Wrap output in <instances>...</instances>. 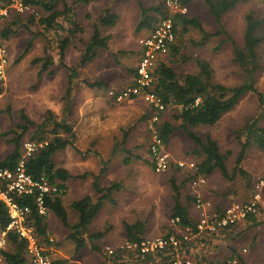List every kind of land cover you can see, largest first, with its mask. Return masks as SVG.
Here are the masks:
<instances>
[{
    "label": "rangeland",
    "instance_id": "374dc122",
    "mask_svg": "<svg viewBox=\"0 0 264 264\" xmlns=\"http://www.w3.org/2000/svg\"><path fill=\"white\" fill-rule=\"evenodd\" d=\"M20 0H16L19 2ZM147 4H156L158 0H140ZM70 3L71 0H66ZM123 4L128 7L129 4L133 8L131 0H121ZM131 2V3H130ZM150 2V3H149ZM260 0H250L248 2L240 1L233 10L229 11L225 17V29L226 35L215 38L214 40H208L202 46L197 45L199 40L197 38V31L190 33L188 36L179 34L176 46L179 48L177 54L169 49L162 57V60L166 61L168 65L173 67L180 77L187 74H197L200 72L198 67V61L207 62L209 70L212 73L213 83H220L226 86L232 87L240 85L245 80V72L243 68L235 61L234 57V45L243 46L244 32L246 28V16L252 13L253 17L257 20H262L264 17V9L261 7ZM63 3L60 2V7ZM15 8V7H13ZM39 15L38 17L40 16ZM81 14V13H80ZM134 17V12L131 13ZM61 21V20H60ZM63 29H56L57 35L55 36V30L45 32L44 28L37 23L31 24L30 29L34 33L45 32L46 36L38 35L35 37L29 31L25 29H18V31L12 35L8 40L2 39L3 44L6 47L9 67H7L6 77L2 81V93L0 94V160L4 159L13 149L10 143L11 138L15 134H22L21 128L27 126L22 141L25 144L32 143L31 137L36 131V126L27 125L22 118V114L29 118L36 124L45 122L49 117L53 116L55 122H63L68 119L70 113L69 108L61 109L62 104L54 99V82L52 79L38 76L40 69L39 65H34L32 62L37 58L45 56L44 48L49 46V54L54 58L59 52V44H55V40H62L66 36V31L69 28L67 24H63ZM5 28V19H0V33ZM59 30V31H58ZM121 30L125 32L124 26ZM122 31L120 34H122ZM90 32V30L88 31ZM82 35V34H78ZM260 37H264V23L258 31ZM46 40L49 44H47ZM32 43L31 48L22 55L27 49V45ZM121 43L123 41L121 40ZM138 44V43H137ZM136 43L129 42L127 44V50L129 47L136 50ZM79 48V47H78ZM129 54L135 52L129 51ZM22 56V57H21ZM20 60L16 63V60ZM78 53L73 54V58H77ZM261 67L256 73L255 87L257 92L264 93V57L262 58ZM120 67L117 62L115 63L111 57L107 54L102 55L97 62H91L88 66V70L93 73H83L82 77H93L96 79L105 74L110 75L111 70H117ZM76 70H80V65L74 67ZM63 70V69H62ZM85 70V69H84ZM87 71V69H86ZM106 71V73H103ZM128 71V70H127ZM79 74V73H78ZM86 74V75H85ZM123 74V72L121 73ZM60 83L64 85V70L63 75L59 76ZM122 78V76H120ZM92 82V80H91ZM59 84V85H61ZM78 84H85L84 81H78ZM61 85V86H62ZM63 88V87H62ZM97 94V95H96ZM93 101L96 103L97 108L94 116L93 126L101 128V118H103L106 125L109 127V136L101 139V135L96 140L91 141L87 137L86 131H89L91 127L86 124H78L76 134L78 133V140H74V144L77 148L75 150L73 146H68L65 150L59 151L54 156V162L58 166L64 165L72 170H76L79 167L94 168L96 170L95 175H98L99 169L105 167L107 170L100 184L105 189L118 184L119 189L113 190L110 193V198L114 199L115 203L110 201L105 203V208L102 210L100 217H96L93 223V229L97 231L105 230L107 234L106 240L103 242L105 246L104 252L99 255L104 257L110 262L112 255H109L108 250L121 249L122 246H126L127 231L126 225H135L137 223L143 224V233L141 238L144 240H154L157 238L167 237L168 234L175 233V226L172 223L173 220V190L170 183L172 175L180 174L176 178V184L180 188L181 202L185 207L195 206L196 199L205 197L208 193L215 194L216 210L223 208L225 205L230 204H249L254 201V195L260 193L259 208L257 212V218L254 223H248L245 227V222H239L237 227L226 230L232 231L231 235L227 232L219 231L216 236L221 240L219 243L216 241L206 240L203 242L205 247H209L208 253L204 252L201 248L202 241L196 234L195 239L190 238V232L184 236L181 244V248L178 250L180 257L186 256L192 261L193 264H213L217 262L225 261L228 258L230 252V246L228 245V239H233V244L236 246V251L247 264H264V151L259 150L256 146L250 147L245 154L244 159L240 164V168L248 176L243 177L237 175L233 181L226 180L220 172L214 175L213 187L206 186L205 195L201 193L199 195L195 192L199 190L201 192L203 188L200 186H194V184H187L185 181V171L187 167H184L180 172L175 173L167 171L164 173H157L153 167L148 163L150 162L149 152L145 148L146 139L144 136L145 128L150 135V126L152 119L149 117L144 119L138 118V114H141V110H138L133 105L127 104H115L111 100H108L106 94H101L100 91L94 92ZM174 109L169 108L165 111V114L171 118L174 113ZM73 117L80 116V110H74ZM86 113V112H85ZM85 115V114H84ZM78 116V117H79ZM108 117V118H107ZM73 120V119H72ZM53 121L46 124V127L39 133L38 136L45 135V140L52 139L50 132L53 130ZM253 121H257V124L264 127V104L260 103L258 93H248L237 106L225 114L222 119L214 126H201L193 129V132L199 136L202 140L207 137H211L215 140L223 154L228 156L227 166L229 172L232 173L236 166L238 159L241 142L244 137H238V133L248 124ZM73 122V121H72ZM96 123V125H94ZM99 123V124H98ZM179 123V122H178ZM176 121L173 124H178ZM12 132V133H11ZM94 130L93 134L99 133ZM125 133L128 137L123 136ZM10 134V135H9ZM93 135V136H94ZM61 136L68 137L61 131ZM69 138V137H68ZM70 139V138H69ZM76 141V142H75ZM151 136L147 139L148 146L151 144ZM169 146L165 149L171 155L172 159L181 162L179 160L193 161L195 166L202 161L203 153L194 154V150H201L184 132H176L170 140ZM37 143V142H36ZM150 143V144H149ZM43 144V143H42ZM147 147V145H146ZM127 149V150H126ZM95 152V154H91ZM117 153H120L117 157ZM115 154V157L112 155ZM108 160L107 164H100L101 160ZM185 163H187L185 161ZM193 164V163H187ZM176 171V170H175ZM184 175V177H182ZM93 178H89L91 181ZM263 184V186L261 185ZM201 187V188H200ZM107 193V192H106ZM81 195V193L79 194ZM96 198L98 195L92 193ZM70 196V195H69ZM67 197L65 201L70 203L73 199H76L75 195ZM190 198V199H189ZM193 198V199H192ZM67 207L70 209V204ZM70 211V210H69ZM216 212V211H214ZM72 213V211H70ZM72 219V216H70ZM48 222L49 231V243L44 239L39 240V245L45 250H49L48 247H52L51 257L55 259L65 257L67 263L76 257L74 246L69 241L67 235L62 228V223L53 213L48 212L46 216ZM258 223V224H257ZM53 231L57 235H53ZM138 233V230L134 231ZM68 233V231H67ZM173 235V234H172ZM175 235V234H174ZM215 235V234H214ZM207 236V235H205ZM185 237L187 239H185ZM4 238L0 232V241ZM125 239V240H124ZM183 241H186L183 244ZM188 242V243H187ZM219 244V245H218ZM203 246V245H202ZM2 248L10 249L7 242ZM187 248V249H186ZM219 249V254L215 255ZM125 251L123 258L127 261L130 260V264H145L140 262L137 256L131 254L134 250L121 249ZM172 251H175L173 249ZM156 252L154 255L157 256ZM214 255L215 257H213ZM176 257V255H174ZM1 257V256H0ZM157 258V257H156ZM2 260V259H1ZM94 257L92 255L85 254L82 264H94ZM120 261L113 262L111 264H119ZM2 264V263H0ZM76 264V263H75ZM128 264V263H127ZM152 264H164L161 263V259L152 262Z\"/></svg>",
    "mask_w": 264,
    "mask_h": 264
},
{
    "label": "trees",
    "instance_id": "16d2710c",
    "mask_svg": "<svg viewBox=\"0 0 264 264\" xmlns=\"http://www.w3.org/2000/svg\"><path fill=\"white\" fill-rule=\"evenodd\" d=\"M12 1L13 0H0V9L9 7ZM22 1L25 6H30L32 9H34V12H18L15 9L9 10V13L3 17L5 19V28L0 33V37L2 39L8 40L18 31V29H25L35 37L38 35L46 36L45 32L47 33L51 30L56 31V29H63L64 27L59 23V19L64 18L63 21H67L69 24H71L74 30H70L69 36L61 40L59 47L62 59L64 57V51L68 47L70 38L74 36V33H84V29L77 25L76 20H74L72 17L74 8L69 6L66 3V0ZM89 1L90 0H76L75 4L82 2L87 3ZM204 1L208 7L209 13L215 18V21L219 26V31L215 34L211 35L207 33L202 28L197 19H188L186 17L187 15L185 14H176L174 17V31L176 35L178 33L177 28L179 25H182V33L188 32L187 27H194L200 31L202 34V39L197 44L199 46H202L211 37H220L222 35H226L227 31L222 24V17L225 14H228L229 11L233 10V8L236 7L240 1L248 2L250 0ZM60 2L63 3V9L58 7ZM181 4L186 6L185 2L183 3L181 1ZM140 6L142 11V21L140 27L142 25H146L148 28L150 27L153 29L156 22H158L160 18L167 15V11L164 10L162 4L152 9H146L142 5ZM261 7L264 9L263 5H261ZM39 12L41 13L38 17ZM151 12H155L154 17H151ZM87 17L89 18L90 16L88 15ZM114 19L115 16L111 15L110 12L106 10L100 17V23L105 26H110L114 24ZM245 21L246 28L244 32L243 46L240 48L239 46L234 45L235 61L243 68L246 77L244 82L240 85L229 87L224 84L213 83L212 73L209 70L208 63L201 60L198 61V67L200 70L199 73L187 74L182 77H180L175 69L168 65L166 61L161 59L156 64L154 70V82L151 92L156 94V96L162 100L163 104L165 105V111L169 108L175 110L171 118L164 113L165 111L160 113V120L154 123V127L157 130L160 139L162 140L164 146H167L172 135L177 131H182L196 145H198V147L201 148V150H194V154L203 153L205 156L204 160L195 166L196 170L193 171L187 169L185 171V182L187 184H193L200 177H209L215 171H219L221 175L228 181H233L237 175L246 177L248 175L245 174V172L240 168V164L245 157L246 151L252 146H256L259 150L264 151V127L259 126L257 121L248 123L238 133V137H244V140L241 142V150L236 161V166L232 173H230L227 166L228 156L221 152L218 143L211 137H207L205 140H202L193 132V129L201 126L211 127L216 125L222 119V117L233 110L242 100V98L248 93H258L260 103L264 104V93L257 92L255 87L256 73L260 69V62L264 57V37H260L258 35V31L264 23V17L262 20H257L253 17L252 13H250L246 16ZM35 23L44 28V34L42 32L34 33L31 31L30 26L31 24ZM108 40L109 37H102L98 26L95 25L93 28V35L86 44V48L81 57L79 65L84 66L92 62L97 56L99 50H107ZM46 41L47 44H49L48 41L50 40ZM176 42L177 40L169 48L173 54H177L179 51V48L176 46ZM31 46L32 43L30 42L22 55L26 54ZM48 47L49 46H46L44 50L45 56L35 59L33 64H41L39 75L48 73V75L53 76L54 72L51 70V68L54 66V59L49 54ZM21 57L16 60V63ZM69 70L73 73H76L77 71L75 68H69ZM101 85V83H95L91 86L100 87ZM2 90V81H0V94L2 93ZM22 118L25 120L27 125H34L37 128L31 137V141L33 143L37 142V144L43 143L42 147L32 157H29L26 160V172L34 180L39 181L43 178L51 187L56 188V191L51 192L46 196L47 209L49 212L58 217L65 228L70 230L68 238L76 244V249L79 250L87 245L84 235L88 232L89 225L103 208L104 200H109L110 193L113 190L119 189L120 185L114 184L107 189L101 188L98 178L96 177V180L93 183V189L97 194L100 195L99 198L96 202H93L91 197L87 196L79 201L73 202L72 208L79 213V220L76 225H70L67 212L62 204V197L66 195L64 193L65 183L71 179H84L88 174L72 176L69 171L57 167L53 158L56 152L64 150L69 145L73 146L72 141L61 136V131H63L64 134L74 137L72 134V128L69 124H66V122L53 121V116L49 117L41 124L32 122L24 114H22ZM51 121H53L54 128L50 134L53 138L49 141H46L45 135L42 137L38 135L46 127V124L50 123ZM175 121L179 123L177 125L173 124ZM27 128V126H23L21 128L22 134L13 135L10 140L13 149L4 159L0 160V168L13 169L18 165L19 161L24 155V142L22 141V138ZM148 163H150V165L153 167L152 162L148 161ZM169 170L178 173L180 172L179 170H181V168H179L172 160ZM179 175H172L170 178V183L174 192L173 218L176 219L178 224L183 228H189L192 229L193 232H197V223L193 222L189 216L188 209L181 203L180 188L176 184V178ZM182 177H184V175H182ZM105 192L107 193L104 194ZM16 201L20 206H29L31 208L28 224L34 228L36 236L39 240L42 238L45 242L49 243L50 233L48 231L46 216H42L37 212L34 199L31 197H22L16 198ZM227 207L216 210V212L222 213ZM254 217L255 214H249L246 220L255 224L256 220ZM8 222L7 208L3 202L0 201L1 233L6 231ZM235 227H237V225L230 226L221 231L231 230ZM143 228V224L141 223H137L135 225H126L127 243L140 244L144 240L141 238ZM135 230H138V233H135ZM104 238L105 234L103 232L89 234L88 239L89 243H91V248L93 251L102 253V248L92 244V242L99 241ZM181 239H183V237ZM6 242L10 249H0L2 264H31L27 254V244L25 240L18 237V235L14 232H7ZM173 249L174 248H167L166 250L159 252L160 254L157 253V256L152 254L143 256L136 251L131 254L136 253L134 254V256H137L136 259H138L140 262H145V264H152V262L157 261V259H161V263L172 264L175 257L174 255L177 253L176 251H172ZM124 253L125 251H122L120 248L116 249L110 261H120L119 264H130V260L126 261L123 258ZM232 253V256H228L225 261L217 263L215 262L213 264H233V262H236L237 264H247L246 261L241 256H239V254H237L234 249H232ZM52 264H65V262L62 260H54L52 261Z\"/></svg>",
    "mask_w": 264,
    "mask_h": 264
},
{
    "label": "crops",
    "instance_id": "0c3cea01",
    "mask_svg": "<svg viewBox=\"0 0 264 264\" xmlns=\"http://www.w3.org/2000/svg\"><path fill=\"white\" fill-rule=\"evenodd\" d=\"M75 1L76 0H71L70 3H68V2H66V3L69 6L74 8L73 12H72L73 13L72 17L74 20H76L77 25H79L80 27H82L84 29L83 36L78 35L81 33H74V36L72 38H70V43H69L68 47L65 49L64 57L62 59H61L60 50L56 56L54 55V58H53L54 59V66L51 68V70L54 72L53 76L48 75V73H43V74L39 75V71L41 69H39V71H38V76L40 77L43 75L44 78L46 77L48 79H52V81L54 82V86H53L54 87V90H53L54 99L63 105V107L61 106L62 110L65 108H69L71 111L80 110V116L77 115V117H73V115H72L73 112L70 111V113L68 115L67 122L63 121V122H66V124H69L70 127L72 128V134L74 137H71V135H69L68 137L70 139L68 137H67V139H69L70 141L73 142V148L75 150H77V148L75 146L76 143L74 144V140H78V138L80 139V137H78V133L76 134V129L78 127L77 125L78 124H80V125L86 124L89 127L93 126L92 121H94V116L98 112V111L96 112L97 105L93 101L94 92L100 91L101 94H106L108 100H111L115 104H122V103L127 104V103H129L128 105L135 106L138 110L142 111L141 114H138V118H141L143 116L141 119L145 120L148 117L150 119H152L156 115V111L154 110V108L149 103H147L142 97H136V98L124 101L122 103H117L108 97V91L110 89H115V90L119 91V90H123L129 86L134 85V77H135L134 72L136 71V67L138 65V62H139V59H140V56L142 53V47L139 43V40L142 39L143 37L148 36L152 30V28H150V27L148 28L146 25L145 26L142 25L140 27L141 21H142V11H141L140 5H142L146 9H152L156 6L161 5L162 2H161V0H158V2L156 4L155 3L152 4L150 2H149L150 4H147V3H143L140 0H131V2L133 4L132 5L133 8H132L130 4L127 7L126 4H123L121 2V0H90L87 3L82 2V3H77V4H75ZM181 1L183 3L184 2L186 3L187 13L185 15H187L186 17L188 19H197L199 21V23L201 24L202 28L207 33H209L211 35L215 34L216 32L219 31V29H218L219 26L216 23L215 18L213 16H211V14L209 13L208 7L205 4L204 0H181ZM215 1H217V0H215ZM58 7L60 9L64 8V6L60 7V3H59ZM106 10H108L111 15L115 16L113 25L105 26V25H102L100 23V17H101V15H103V12ZM132 12L135 13L134 17L131 14ZM154 13L155 12L150 13L151 17H154V15H155ZM88 15L90 16L89 18L87 17ZM225 17H226V14L222 17V24L224 26H225V22H224ZM63 20H64V18L59 19V23L61 24V22H62L63 24H67V26L69 27L66 31V36H64V39H65L66 37L69 36V31L74 30V29H73V26L71 24H69L67 21H63ZM95 25L98 26L100 33H101V36L102 37H109V40L107 43L108 49L107 50H99L97 56L95 57V59L92 62L93 63L97 62V60L102 55L107 54L109 57H111V59L115 63L117 62V64L120 67H118L117 70L108 71V72H110L109 76H106L105 74H103V75H101V76H104L102 78L98 76L96 79H93V77H90V79H89L86 77L85 78L82 77L81 74L83 72V73H90L93 75V73L88 70V66H90L91 62L84 65V66H80L81 67L80 70H77L76 73L71 72L69 70V68L74 69V67L79 66L81 57H82V55L85 51V48H86V44L89 42V40L91 39V37L93 35V28ZM123 26L125 28V32H123L121 30V27H123ZM187 28H188V32L182 33L183 32L182 25L178 26V28H177L178 33L176 35V40H178L179 34H181L183 36H188V35H190V33H194V31H197V35H198L197 38L200 42V40L202 39V34L200 33V31L194 27H187ZM89 30H90V32H88ZM121 31H122V34H120ZM56 35H57V33L55 31V36ZM215 38H217V37H211V38H209V40H214ZM121 40L123 41V43H121ZM220 40H222L221 37H220ZM133 41L136 43V45H138V46H136V50L132 49L131 47H129V49L127 50V44L129 42H133ZM56 43H58L60 45L61 40H55V44ZM45 48H44V50H45ZM129 51H133L135 53L129 54L128 53ZM75 52L78 53V57L74 59L73 54ZM163 56L164 55L160 56L157 63L159 62V60L162 59ZM39 64H34V65H39ZM7 67H9V66H7ZM40 67H41V64H40ZM62 69L64 70V76H65L64 85L61 84L62 82L60 83V78H59L60 75H63ZM86 69H87V71H86ZM122 72H123V74H121ZM103 73H106V71H103ZM120 76H122V78H120ZM91 80H92V82H91ZM78 81H84L85 84H78ZM95 83H101L102 85L100 87H98V86L92 87L91 85L95 84ZM59 84H61L62 86ZM101 121H102L100 123L101 128H97V126H93L89 129V131H86V133L88 134L87 137L90 138L91 141L96 140L99 135H101V139H103L104 137L106 138V136L107 137L109 136V127L107 125H106V127H104V123H106V121H104L103 118H101ZM94 125H96V123ZM94 130H96V131L100 130V132L96 133L94 135L93 134ZM150 132H151V130H150ZM177 132H179V131H177ZM145 133L147 135L144 136V138L146 139V141H145L146 144H144V145H145V148H147V151L149 152V146L150 145L148 146L147 139L149 140L151 135H150L149 131L147 132V127L145 128ZM173 135H172V137H173ZM123 136L128 137V134L126 133V135H125V133H124ZM172 137H171V139H172ZM63 138H66V137L63 136ZM170 142H169V144H170ZM169 144H168V146H169ZM146 145H147V147H146ZM168 146H166V148ZM60 151H62V150H60ZM58 152H56V153H58ZM91 154H95V152H93ZM119 154L120 153L116 154L117 157L119 156ZM112 157H115V154H113ZM204 158H205V156L203 155L202 161L204 160ZM179 161H182V160H179ZM185 161L187 163L195 164L193 161H190L188 159L184 160V162ZM109 162H110L109 159L108 160L102 159L100 164H102V165L107 164V166H108ZM150 162H151V160H150ZM57 167L63 168L65 170L69 171V173L72 176H80L83 174H88L87 177L84 179H71L65 183L64 193L66 195H64V197H62V200H63L62 204H63V207L65 208V210L67 212L70 225L74 226L78 223L79 213L72 208V203L75 201H79V200H81L87 196H90L91 199L93 200V202H96L100 195L97 194L95 192V190L93 189V183L96 180L95 178L97 177L100 187L104 188L100 184V179H102V176H104V174L106 173L107 170L105 169V167H103V168L98 170L99 171L98 175H95L96 170H94V168H89L88 166H84V168L79 167L78 169H76L74 171L72 170L73 168H69V167H66L64 165H61V166L58 165ZM103 169H104V171H103ZM187 169L190 170L189 168H187ZM217 172H219V171H215L209 177H200V178H203L205 180V183L202 184V186H201L203 188V190L201 192H199V190L197 192H195L196 195H197V193L199 195H201V193L203 195H205L206 194L205 191L207 189H209L210 187H213L212 185H213V181H214V175L216 176ZM90 177L93 178L91 181H89ZM206 186H209V187L206 189L205 188ZM94 192L96 193V195H98L96 198H94L92 195V193H94ZM80 193H81V195H79ZM104 194H106V192ZM69 195L70 196L75 195L77 197H75L76 199H73L70 203H68V201H65V200L67 199V197ZM205 197L208 198L207 201H209L211 203L210 212L216 211V203H215V198H214L215 194L208 193L207 195H205ZM107 201H110V203H112V204L115 203L114 199H111V198L109 200H106V201L104 200L103 208L101 209V211L97 215L98 217H100L102 210H104L105 203ZM66 202L68 204H70V209L67 207ZM230 205H232V204H230ZM185 207L188 209L189 216L193 220V222L198 224V222L200 220V212L196 208V206L187 207L185 205ZM224 207H227V206L225 205ZM69 210L72 211V213H70ZM256 215H257V213L255 214V217H254L255 220L257 218ZM70 216H72V219ZM94 221H95V219L89 225L88 232L84 235V237L87 241V245L85 247L77 250L76 244L72 240L69 239V241L72 242L71 245L74 246L76 257L73 258L72 260H70L68 263L82 264V262H80V261H82L85 254H88V255H92L94 257V259H95L94 262H96L94 264H111V261L110 262L107 261L106 258H104V257L99 258V255L101 253L93 251L91 248V243H89V239H88L89 234H93L96 232H103L105 234V238L101 239L99 241H94V242H92V244L101 247L102 253L104 252L105 248L106 249L108 248L105 246V243H103L107 238V234L105 233L106 231L105 230L97 231L96 229H93ZM242 222L246 223L245 227L248 223H250L247 220L242 221ZM172 223L175 226V229H174L175 233L168 234L169 236L172 234L173 235L175 234L174 236H177L179 239H181L182 237L184 238V236L187 235V232H190V238L189 239H195L197 237L196 234H193V233H197V232H193L192 229H189V228H183L182 226H180L178 224L176 219L173 218ZM251 223H253V222H251ZM47 224H48V222H47ZM62 227H63L62 229L64 231H66L65 234L67 235V238H68V236L70 234V230L65 228L63 225H62ZM67 231H68V233H67ZM225 232L228 233L229 231H225ZM231 232H229L228 234L229 235L233 234ZM52 234L54 236L56 235L54 231ZM217 234H219V233H217ZM217 234L212 235V236L198 235L200 237V240L202 241L201 248L204 250L205 253L206 252L208 253L209 247L208 248L205 247L203 242H205V244H206L207 243L206 240H210L214 236L215 238H213L212 241H216V243H219L221 241L219 239H222V238H217V236H216ZM49 240L52 241L51 239H49ZM181 240H183V239H181ZM227 241L229 242L228 245L231 248L230 252L228 253V256H232L231 255V254H233L232 249H234L236 251V248H235L236 246L233 244V239H228ZM125 242L127 243V239L123 243H125ZM185 242L186 241H183V244ZM48 248H49L48 252L51 256V253L53 252L51 249L52 247H48ZM218 254H219V249H217V252L215 253V255H218ZM212 256L215 257L214 255H212ZM51 259H52V257H51ZM64 259H67V258L64 257L62 259L61 257H57L55 259H52V261L62 260L65 263H67V260H64Z\"/></svg>",
    "mask_w": 264,
    "mask_h": 264
},
{
    "label": "built area",
    "instance_id": "2783aa9c",
    "mask_svg": "<svg viewBox=\"0 0 264 264\" xmlns=\"http://www.w3.org/2000/svg\"><path fill=\"white\" fill-rule=\"evenodd\" d=\"M161 2L164 10L167 11V15L156 22L155 27L148 36L139 40L142 53L136 67L134 85L119 91L115 89L108 91V97L114 102L122 103L136 97H142L156 111V115L152 118L153 124L150 126L151 144L149 146V156L157 173L167 172L173 159L165 149L154 127V123L160 120L159 114L165 111V105L162 100L151 92L154 82V70L160 56L166 54L170 46L176 41L174 31L175 15L187 13V7L181 4V0H161ZM261 3L264 7V0H261ZM11 9H15L18 12H34V9L30 6H25L22 0L19 2L13 0L9 7L0 9V19L6 16ZM8 64V53L0 38V81H3L6 77ZM42 145L33 142L26 143L24 155L15 168H0V201L7 208L9 220L6 231L2 232L4 238L0 241V249L6 243L7 232H14L18 237L26 241L27 254L31 264H52V259L49 252L39 245V239L34 228L28 224L31 208L29 206H20L16 198L31 197L35 201L37 212L42 216H47L49 211L46 206V196L56 191V188L51 187L43 178L39 181L34 180L28 175L25 168L26 160L32 157ZM174 163L181 169L188 167L190 170H196L194 164H187L182 161H174ZM204 183L205 180L199 178L193 184L194 186H200ZM261 185L263 186V184ZM259 197L260 193L256 192L254 201L251 203L232 204L222 213L210 212L211 203L202 198H197L195 206L200 212L197 234L212 236L225 228L245 221L249 214L258 212ZM125 244L126 246H122L121 249L134 250L146 256L149 254L154 255L156 252H161L167 248H174L178 252V249L181 248L182 240L177 236L170 235L154 240H143L140 244ZM115 251L110 249L108 253L113 256ZM175 255L176 257H174L172 264H193L187 257H180L178 253ZM1 261L0 257V263ZM233 264L237 263L233 262Z\"/></svg>",
    "mask_w": 264,
    "mask_h": 264
}]
</instances>
